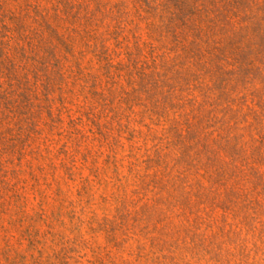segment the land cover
Returning a JSON list of instances; mask_svg holds the SVG:
<instances>
[{
	"label": "rangeland",
	"instance_id": "obj_1",
	"mask_svg": "<svg viewBox=\"0 0 264 264\" xmlns=\"http://www.w3.org/2000/svg\"><path fill=\"white\" fill-rule=\"evenodd\" d=\"M0 264H264V0H0Z\"/></svg>",
	"mask_w": 264,
	"mask_h": 264
}]
</instances>
